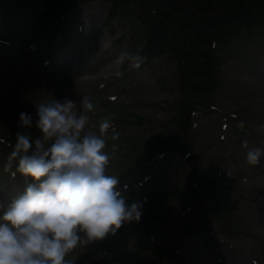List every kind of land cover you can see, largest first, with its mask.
Returning <instances> with one entry per match:
<instances>
[{"label": "rangeland", "instance_id": "obj_1", "mask_svg": "<svg viewBox=\"0 0 264 264\" xmlns=\"http://www.w3.org/2000/svg\"><path fill=\"white\" fill-rule=\"evenodd\" d=\"M52 1L0 0V35L14 34L10 45L0 43V116L17 111L16 117L0 121V133L13 143L18 131L34 139L39 130L19 127L21 112L31 114L35 123L37 103L68 98L79 108V101L87 96L94 104V111L88 113L93 131L98 133L105 115L116 114L113 124L120 138L111 140V133L107 137L105 151L111 153L112 145H117L107 174L119 178L118 187L124 182L119 189L129 204L144 202L139 222L126 223L115 235L78 247L68 258L73 264H242L241 259L264 264V156L258 165H248V149L242 146L247 141L250 148H264L260 127L264 125V24L244 26L253 32L233 40L226 49L228 42L219 40L214 56L222 61L220 82L211 89L206 86L205 92L188 88V83L196 85L200 74L195 72L206 60V51L213 54L214 36H209L187 71L195 76L192 81L184 76L181 57L167 45L139 69L114 64L120 52L139 53L148 46V35L155 32L151 19L162 20L160 13L166 11L159 2L130 0L119 15H110V0H96L67 12L64 19L57 18L64 29L47 34L41 29L44 17L39 20V16ZM165 1L196 16L219 17L226 7L225 0ZM195 2L202 5L196 7ZM81 21L85 28L76 30L75 42L71 34ZM179 26L173 30L174 38L191 54L201 47L199 36ZM207 27L216 33L214 24ZM31 42L41 55L31 49ZM47 56H65L68 65H46ZM183 115L187 125L182 124ZM123 116L129 122H123ZM181 116L180 124L176 123ZM241 122L243 128L238 126ZM160 135L171 137L163 150L168 152L152 171L153 178L138 188L132 182L140 171L127 169L139 167L136 156L145 148L154 149ZM11 151L0 143V203L9 202L26 187L23 180L16 183L4 172ZM149 171L144 167L140 175ZM124 180L133 187L128 189ZM190 184L197 186L196 192Z\"/></svg>", "mask_w": 264, "mask_h": 264}, {"label": "clouds", "instance_id": "obj_2", "mask_svg": "<svg viewBox=\"0 0 264 264\" xmlns=\"http://www.w3.org/2000/svg\"><path fill=\"white\" fill-rule=\"evenodd\" d=\"M143 62L139 53L129 51L114 59L117 67L127 63L130 70ZM79 105L68 98L41 101L35 105V123L31 114H19V127L35 126L40 134L33 139L18 131L15 143L9 144L4 172L13 177L19 173L31 182L21 194L0 203V264H73L68 257L78 247L141 219L144 202L129 204L119 178L106 172L117 150L113 144L111 153L105 151L107 137L111 133V140L120 138L115 113L104 116L97 133L88 115L94 104L84 96ZM238 126L243 128V122ZM242 146L248 149L246 163L258 165L264 148H250L247 141Z\"/></svg>", "mask_w": 264, "mask_h": 264}, {"label": "trees", "instance_id": "obj_3", "mask_svg": "<svg viewBox=\"0 0 264 264\" xmlns=\"http://www.w3.org/2000/svg\"><path fill=\"white\" fill-rule=\"evenodd\" d=\"M86 1L89 0H53L48 4L45 12L42 14V16L44 17V23L42 24V26L45 28V30H53V23L56 18H58L62 13L72 10L78 4L85 3ZM110 1L112 2L111 15H119L121 13L120 11H122L130 2V0ZM153 1L159 2L166 11L160 13L162 17H164L162 18V20L156 22L155 20L151 19L153 27L152 29L155 32L154 34H149V38H147L146 40V45L148 46H146L144 51L145 61H150L155 55L161 52L159 49L162 46L167 45L174 51L176 55L181 57V69L184 72V76L188 75L189 81H192L195 76L190 71H187L190 69L191 65H193L194 59L199 58L200 50H202L203 45L207 44L210 40L209 36L219 37L222 40H228V43H230L235 39H242V37L244 38L246 36H244V32L246 31V29H244V26L255 27L262 25V23L264 24V0H225L226 7L223 10V13L220 14L221 16L219 15V17L214 15L196 16L191 11L183 9L181 6H173V4H169L165 0ZM195 1L200 2L202 0ZM196 2V7H200L202 5L201 3L198 4ZM193 16L195 18H193ZM216 17L218 18L216 19ZM181 18L182 21L180 24ZM186 21L188 22L186 25H184ZM213 24L214 28H217L216 33L211 32L207 27L208 25H211L213 27ZM168 25L170 27H168ZM178 26L179 30L184 26H187L189 31L195 32L199 36L198 42L201 47L194 48L191 54H189L190 49L187 50L185 46L183 48L180 44V41L174 38L176 34L173 30L178 28ZM53 31H56V29ZM250 32L251 29L248 31V33ZM188 41L192 42V40L190 39H188ZM200 58L202 57L200 56ZM218 59L216 56H214V52L212 54L210 51H206V60L201 63V68L197 72H195L196 74H200L199 79L196 80V85L188 83V88L193 86L194 88L200 89L202 91L205 90V92H208L209 90L206 86H209V88L218 86V81L220 82L219 76H217L219 73L218 66L219 64H221V60ZM213 73L214 78L212 80L211 75ZM16 113L17 111L7 112V116L5 118L2 116L0 121L14 115L16 117ZM187 122L188 120L186 122L184 121V124H186ZM168 138L169 137L165 135L162 138L163 141L160 140V142H157L156 144H165V142L169 141ZM149 152L152 151L150 150L148 151V153ZM192 190L196 192L197 186H192Z\"/></svg>", "mask_w": 264, "mask_h": 264}, {"label": "bare ground", "instance_id": "obj_4", "mask_svg": "<svg viewBox=\"0 0 264 264\" xmlns=\"http://www.w3.org/2000/svg\"><path fill=\"white\" fill-rule=\"evenodd\" d=\"M240 261H242V264H249L248 262H245V261H243L242 259L240 260ZM237 263V262H236ZM238 264V263H237Z\"/></svg>", "mask_w": 264, "mask_h": 264}]
</instances>
